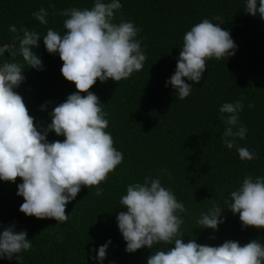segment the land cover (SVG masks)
<instances>
[{"label": "trees", "instance_id": "obj_1", "mask_svg": "<svg viewBox=\"0 0 264 264\" xmlns=\"http://www.w3.org/2000/svg\"><path fill=\"white\" fill-rule=\"evenodd\" d=\"M92 2L0 0V46L11 44V27H27L41 36L48 28L63 33L65 17L55 13L72 7L91 8ZM121 3L123 18L142 29L138 38H143L147 60L143 69L129 79H109L104 83L97 80L89 91L104 103L109 121L106 131L124 159L101 185L103 195L96 196L94 190L81 188L66 205L65 214H70V219L63 224H56L54 219L25 216L19 211L23 197L16 194L21 179L0 181V232L14 226L17 232L26 231V238L32 242L30 251L20 253L19 259L0 260V264H98L90 257L94 258L98 248L109 240L103 264H146L152 252L170 245L157 244L152 250L141 248L127 253L116 216L125 211L119 201L126 186L142 183L145 176L155 177L161 169L171 173V178L166 173L160 175L162 185L170 188L187 209L182 214L184 242L194 240L200 245L220 246L232 240L243 246L251 240H264V228H242L239 214L233 215L228 209L222 211L224 223L215 231L197 224L200 214L213 203L224 204L245 176H264V20L245 12V0ZM50 4L55 7H49ZM41 7L49 12L47 25L39 24L32 16ZM216 16L225 19L220 27L229 31L237 46L235 54L226 61H207L203 79L193 84L190 96L179 100L165 82L174 74L183 36L204 18L216 23ZM35 53L42 60L43 70L26 69L25 80L15 91L22 96L34 124L44 128L51 122L52 109L77 90L74 83L62 77V61L57 54L46 51L42 38ZM241 98L244 110L240 120L248 132L238 144L256 152L258 158L252 161H241L236 149H227L220 140L224 125L218 109L224 102ZM45 104L42 111L41 105ZM249 104L253 107L249 108ZM47 139L62 142L64 137L49 132Z\"/></svg>", "mask_w": 264, "mask_h": 264}, {"label": "clouds", "instance_id": "obj_2", "mask_svg": "<svg viewBox=\"0 0 264 264\" xmlns=\"http://www.w3.org/2000/svg\"><path fill=\"white\" fill-rule=\"evenodd\" d=\"M122 8L121 0H93L91 8L63 9L55 13L65 17L63 33L48 28L41 36L27 27H11V44L0 46V181L21 179L16 194L23 197L19 211L25 216L54 219L56 224L67 222L70 214H65L66 205L81 188L103 195L101 185L124 159L106 131L109 121L104 103L89 91L97 80L129 79L147 60L143 38H138L142 29L123 18ZM244 10L264 20V0H245ZM32 16L41 25L49 22L44 7ZM213 19L216 23L202 19L183 36L174 74L165 82L179 100L190 96L193 84L203 79L207 61H226L235 54L237 46L229 31L220 27L225 19ZM41 38L46 51L62 61V77L77 90L52 109L51 122L44 128L34 124L22 96L15 91L24 82L26 69L43 70L42 60L35 53ZM45 108L46 104L41 105L42 111ZM243 110V98L221 104L218 112L224 130L220 140L227 149L235 148L241 161H252L258 158L256 152L238 144L248 132L240 120ZM49 132L64 137L63 141L49 142ZM165 173L171 178V173L161 169L155 177L145 176L142 183H129L120 197V207L125 211L117 214L116 221L127 253L164 244L170 247L152 252L146 264H264V240H251L243 246L232 240L220 246L184 242L182 214L187 209L170 188L162 185L160 175ZM224 209L239 214L242 228H264V176H245L224 204L213 203L200 214L197 224L217 230L224 223ZM26 237V231L17 232L14 226L4 228L0 232V260H17L20 253L30 251L32 242ZM110 243L100 246L90 259L103 264Z\"/></svg>", "mask_w": 264, "mask_h": 264}]
</instances>
